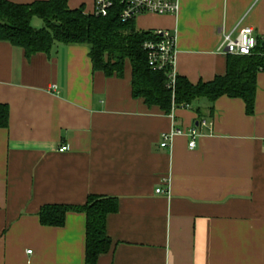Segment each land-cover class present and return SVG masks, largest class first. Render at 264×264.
Listing matches in <instances>:
<instances>
[{
    "label": "crops",
    "instance_id": "0c3cea01",
    "mask_svg": "<svg viewBox=\"0 0 264 264\" xmlns=\"http://www.w3.org/2000/svg\"><path fill=\"white\" fill-rule=\"evenodd\" d=\"M179 1L176 14L143 15L136 26L176 35L175 73L190 82L225 74L221 26L249 25L264 37V0ZM52 49L27 59L0 41V102L9 110L0 127V264H86L85 214L46 227L38 211L91 194L118 200L105 224L111 248L94 264H264V71L251 116L240 98L222 95L204 128L193 107L167 114L133 97L129 64L123 77H106L92 70L87 46ZM194 126L201 134L190 149ZM173 129L182 132L160 148Z\"/></svg>",
    "mask_w": 264,
    "mask_h": 264
},
{
    "label": "trees",
    "instance_id": "16d2710c",
    "mask_svg": "<svg viewBox=\"0 0 264 264\" xmlns=\"http://www.w3.org/2000/svg\"><path fill=\"white\" fill-rule=\"evenodd\" d=\"M68 0H41L26 4L0 0V41L20 47L25 57L45 53L50 55L57 43L84 45L92 70L106 77H123L126 65L131 72V91L145 105L157 106L170 113L172 107H193L198 121L211 117L214 102L225 95L240 98L245 103V113L251 116L255 110L256 78L264 71V43L249 55H226L225 74L206 82H190L176 74L174 85L168 87V69L156 70L147 61L145 41L156 39L153 30L138 29L136 20L123 22L119 8L106 16L85 12L83 6L69 8ZM43 20L41 28L31 25L32 17ZM203 101V112L200 105ZM9 110L0 102V127L8 126ZM197 124V123H196ZM196 126V125H195ZM198 126V124H197ZM118 200L113 196L88 195L83 204H47L39 209L42 226L62 227L70 211L85 214V263L94 264L112 245L106 234L107 216L118 210Z\"/></svg>",
    "mask_w": 264,
    "mask_h": 264
},
{
    "label": "built area",
    "instance_id": "2783aa9c",
    "mask_svg": "<svg viewBox=\"0 0 264 264\" xmlns=\"http://www.w3.org/2000/svg\"><path fill=\"white\" fill-rule=\"evenodd\" d=\"M95 6L92 13L96 16H106L109 11L115 7L119 8V17L123 22L136 20L138 16L145 14L152 15H174L179 9V0H94ZM233 31L222 29L220 41V49L226 55H249L257 47L258 41L264 43V37L258 36L255 28L252 26H237ZM156 39L145 41L144 49L147 50V61L149 65L156 70L168 69L169 82L168 87L174 85L176 78L175 73V50L176 35L166 29L153 30ZM51 90L55 89V85L51 84ZM175 108L172 107L170 114ZM211 121L202 119L198 126L207 128L211 126ZM198 127L190 128L185 134L189 137L188 148L193 149L196 146V138L201 134ZM180 129H173L168 133H163L160 142V148H170L171 141L175 135L181 133ZM67 145H61L60 151H66ZM169 183V180H165ZM158 194L168 193L161 187L155 189ZM29 252V251H28Z\"/></svg>",
    "mask_w": 264,
    "mask_h": 264
},
{
    "label": "rangeland",
    "instance_id": "374dc122",
    "mask_svg": "<svg viewBox=\"0 0 264 264\" xmlns=\"http://www.w3.org/2000/svg\"><path fill=\"white\" fill-rule=\"evenodd\" d=\"M145 15H148V14H145ZM144 15V16H145ZM152 15V14H151ZM143 16V15H142ZM142 16H138V19ZM137 19V20H138ZM31 25L34 27V28H41V26L43 25V20H40L39 18H37L36 16L32 17L31 19Z\"/></svg>",
    "mask_w": 264,
    "mask_h": 264
}]
</instances>
